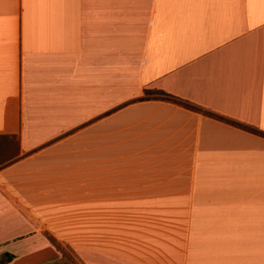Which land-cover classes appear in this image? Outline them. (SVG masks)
Masks as SVG:
<instances>
[{
    "label": "crops",
    "instance_id": "1",
    "mask_svg": "<svg viewBox=\"0 0 264 264\" xmlns=\"http://www.w3.org/2000/svg\"><path fill=\"white\" fill-rule=\"evenodd\" d=\"M1 140L0 264H264V2L0 0Z\"/></svg>",
    "mask_w": 264,
    "mask_h": 264
},
{
    "label": "rangeland",
    "instance_id": "2",
    "mask_svg": "<svg viewBox=\"0 0 264 264\" xmlns=\"http://www.w3.org/2000/svg\"><path fill=\"white\" fill-rule=\"evenodd\" d=\"M0 145H2L4 151H0V163L7 161L11 158L12 154H15L16 151V142L13 140L10 141H0ZM69 262V263H68ZM64 262L63 264H78L73 262Z\"/></svg>",
    "mask_w": 264,
    "mask_h": 264
},
{
    "label": "snow or ice",
    "instance_id": "3",
    "mask_svg": "<svg viewBox=\"0 0 264 264\" xmlns=\"http://www.w3.org/2000/svg\"><path fill=\"white\" fill-rule=\"evenodd\" d=\"M262 2H264V0H262Z\"/></svg>",
    "mask_w": 264,
    "mask_h": 264
}]
</instances>
